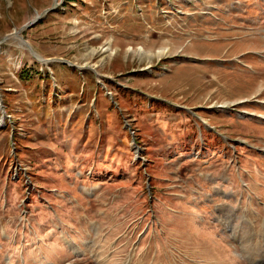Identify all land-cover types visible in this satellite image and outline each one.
Here are the masks:
<instances>
[{"label": "rangeland", "instance_id": "rangeland-1", "mask_svg": "<svg viewBox=\"0 0 264 264\" xmlns=\"http://www.w3.org/2000/svg\"><path fill=\"white\" fill-rule=\"evenodd\" d=\"M252 257L264 0H0V264Z\"/></svg>", "mask_w": 264, "mask_h": 264}, {"label": "bare ground", "instance_id": "bare-ground-1", "mask_svg": "<svg viewBox=\"0 0 264 264\" xmlns=\"http://www.w3.org/2000/svg\"><path fill=\"white\" fill-rule=\"evenodd\" d=\"M39 56V55H36V57ZM40 57V56H39ZM67 244L72 248L73 252H76V251H79L76 246H73V244H71L69 241H66ZM72 242V241H71ZM75 245V244H74ZM80 249V248H79ZM250 257V256H249ZM251 260V262L253 263H258V261L256 260V258L252 257V258H249Z\"/></svg>", "mask_w": 264, "mask_h": 264}, {"label": "water", "instance_id": "water-1", "mask_svg": "<svg viewBox=\"0 0 264 264\" xmlns=\"http://www.w3.org/2000/svg\"><path fill=\"white\" fill-rule=\"evenodd\" d=\"M37 17H39V15H38ZM34 21H36V20H33V21L30 22V23H33ZM14 36L20 38V37L18 36L17 32L14 33ZM5 38H6V37H5ZM21 40H22V39H21ZM22 41H23L27 46H29L28 43H27L25 40H22ZM32 52H33V51H32ZM34 54H35V52H34Z\"/></svg>", "mask_w": 264, "mask_h": 264}]
</instances>
